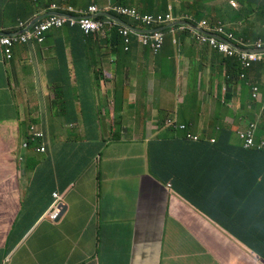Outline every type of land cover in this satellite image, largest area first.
Returning a JSON list of instances; mask_svg holds the SVG:
<instances>
[{"label":"clouds","instance_id":"obj_1","mask_svg":"<svg viewBox=\"0 0 264 264\" xmlns=\"http://www.w3.org/2000/svg\"><path fill=\"white\" fill-rule=\"evenodd\" d=\"M53 1L49 4V0H8V10L19 15L25 10V15L32 16L27 20L19 19V30L15 33L1 28L9 16L0 15L1 65L5 75L0 98L8 106L17 102L15 121L23 132L17 146L20 151L15 153L19 155L16 158L18 171L28 154L51 156L53 144L62 146L50 169L38 171L25 180L30 191L50 192L51 201L41 213L40 221L56 225L65 216L68 201L82 200L88 203L101 199L106 203L107 196L116 190V186L110 183L101 190L98 197L92 196L91 193L102 177L98 165L86 166L85 170L81 167L78 170L68 169L69 161L76 160L74 152L67 146L73 144L71 130L78 125L71 121L84 115L92 126L103 129L113 126L114 133H118L125 115L132 116L133 113L140 117L138 108L141 104L130 97L128 91L121 90V87H125L124 77L136 81L134 90L137 96H141L139 90L144 89V92L150 94L154 89V79L165 85L168 78L174 77L170 65L177 63V60L193 65L199 57H203V62L209 64L205 71L208 84L201 94L200 103H183L181 97L182 106L175 112L166 111L162 118L159 117L160 112H148L142 121L148 122V130L154 135L153 138L174 142L180 139L182 143L206 140L213 144L215 139L212 133L219 128H232L236 136L234 144L243 149L264 151V131H259V125L264 124V114L258 115L254 106L259 104L264 113V0H257L255 4L249 0H228L227 5L235 15L234 19H226L221 13L218 6L222 4V0H208L206 5H200L196 11L184 16L175 14L171 0ZM66 29L77 32L79 40L88 44L84 46V55L90 62L98 65L96 73L91 72L77 78L80 89L87 98L74 97L75 107L71 111H67L66 102L62 101L65 83H54L53 90L45 92L46 96L31 97L26 84L10 67L17 47L34 50L36 46L46 43L50 33L64 32ZM175 32L185 34L184 38L175 37ZM113 33L121 38L122 49L119 53L111 49L106 41ZM169 36L174 38L172 43L176 46L162 54L157 61L144 67L125 60L132 43H136L138 48L149 45L156 52L162 46L164 37ZM117 68L125 69L118 83V76L114 74ZM189 88L186 92L190 97L186 100H191L199 91L197 88L189 93ZM33 98H37L38 102L29 109L27 100ZM45 98H48V102ZM52 98H57L59 105L54 107ZM102 98L106 102L101 101ZM23 101H26L27 106L23 105ZM188 103L195 106H188ZM207 106H211L208 114L205 113ZM237 106L241 109L238 110ZM38 107L41 111L35 112ZM123 107L132 108L136 112L125 114L121 110ZM222 108L227 110L222 116H213ZM239 112L244 113V119ZM247 112L254 113L255 120L246 116ZM164 128L172 130L167 138L160 135ZM177 135L180 137L176 138ZM31 141H36V144L31 145ZM99 142L102 143L99 152L110 143L105 139H100ZM190 155L192 154L183 149V159ZM179 165L182 166L183 163ZM122 170L113 169L106 174L111 175L118 184ZM88 173L93 175V184L87 182ZM171 185L169 179L166 188L170 189ZM176 193L171 189L172 197H179L180 194ZM20 206L18 203V210ZM185 206L193 214L192 218H198L201 222L207 218L187 200ZM110 208L113 216H116V209L112 206ZM160 210L168 215L163 206ZM123 212L121 209L120 217ZM214 220L207 230H203L207 232L202 233L213 248L211 264L213 261L215 264H264V252H256L243 241L246 230L243 233H229L227 224H220L222 219ZM9 236L10 234L0 244V264H42L34 252H30L32 242L29 235H21L10 247ZM21 244H24L22 252H15ZM114 253L118 252H101L91 258H82L75 264H89L93 261L101 264L95 260L101 258L102 254L108 256L107 264H118Z\"/></svg>","mask_w":264,"mask_h":264},{"label":"crops","instance_id":"obj_2","mask_svg":"<svg viewBox=\"0 0 264 264\" xmlns=\"http://www.w3.org/2000/svg\"><path fill=\"white\" fill-rule=\"evenodd\" d=\"M7 1L0 0V15L9 16L1 28L15 33L19 30V19L27 20L32 16L19 15L8 10ZM222 1L218 7L223 16L226 19H234L235 15L227 5L228 0ZM249 1L255 4L257 0ZM171 3L175 14L184 16L196 11L200 5H206L208 0H171ZM74 33L79 38L77 32L69 29L50 33L43 46H36L31 51L17 47L13 62L10 63L12 72L26 84L31 97L46 96L45 92L53 90L54 83H65L62 101L66 102L67 111L74 109V97L87 98L80 89L77 78L91 72L96 73L98 66L85 57L84 46L88 44L77 39ZM1 63L0 51V88L5 81ZM170 66L175 75L168 78L162 91L168 94L167 98L157 99L149 95L146 100H137L134 90L136 81L130 77H124L125 87H121V90L128 91L130 97H134L151 113L177 111L182 106L181 97L183 103H200L201 94L208 84L205 71L209 64L203 62V57H199L193 65L177 60V63L174 62ZM124 73L123 68H117L114 72L118 76L117 83ZM188 87L194 90L198 88L200 91L191 100H186L190 97L186 92ZM169 89H174L175 92L169 94ZM100 100L106 102L103 98ZM153 104L158 111L150 108ZM129 107H123L122 112H136ZM16 115L17 102L8 106L0 98L1 245L8 234L9 247L18 241L21 235L27 234L32 242L30 252H34L42 264H75L82 258H91L101 252H118L114 253L118 264H211L213 248L208 238H204L202 233H194L186 225V221L193 217L185 206L186 198L191 199L190 195L183 190H180V193L176 190L179 187L173 185L170 189L166 188L169 179L165 178L161 171L162 163H168V159L173 161V154L163 151H167L171 145L178 146L174 141L153 138L154 135H151L150 131L144 136V126L148 129V122L135 123L133 116L129 115L123 117L118 133H114L113 126L106 129L92 126L84 115L71 121L78 125L71 130L73 144L67 146L74 152L76 160L69 161L68 169L78 170L81 167L85 170L86 166L98 165L102 173L100 182L103 181L107 187L111 183L116 186V190L107 196L106 203L101 199L88 203L82 200L68 201L65 216L60 223L54 225L39 219L51 201L50 192L30 191L25 180L38 171L50 169L62 146L53 144L51 156L28 154L21 170L18 171L15 153L20 151L17 146L23 132L15 121ZM100 139L110 142L102 152L98 151L102 145ZM141 142H144L145 157L151 172L145 166ZM154 149H157V153L152 160L150 155ZM175 161L180 160L175 158ZM113 169H123L118 184L111 175L106 174ZM86 178L88 184H93L92 174L88 173ZM171 189L175 193L177 191L179 197H172ZM18 203L21 205L19 210ZM110 206L116 209V216H113ZM162 206L168 215L160 210ZM121 209L124 210L122 217L119 216ZM197 223L200 225L202 222L198 219ZM196 229L203 231L199 227ZM153 242H157V247L152 259L150 262L148 259L144 262V252H139L140 244L146 248L147 244ZM23 247L24 244H21L15 252H22ZM107 257L102 254L101 258L95 261L107 264ZM89 264L95 263L93 261Z\"/></svg>","mask_w":264,"mask_h":264},{"label":"trees","instance_id":"obj_3","mask_svg":"<svg viewBox=\"0 0 264 264\" xmlns=\"http://www.w3.org/2000/svg\"><path fill=\"white\" fill-rule=\"evenodd\" d=\"M53 2L49 0V4ZM25 12L23 10L20 15H25ZM173 35L181 39L185 36L180 32ZM173 39L172 36L164 37L156 52L149 45L138 48L136 43H132L125 60L146 67L176 46ZM106 41L111 49L117 53L121 51V38L116 33L110 34ZM226 111L222 108L213 116H222ZM238 114L242 116L244 113ZM245 115L255 120L254 113ZM259 131H264V124L259 125ZM211 135L215 139L213 144L206 140L194 143L176 140L180 145H171L163 151L172 153L173 161L168 159V163H162L161 171L173 186L179 187L176 190L190 195L191 199L185 198L200 212L212 219H222L220 224L226 223L229 233L246 230L243 241L256 252H264V151L243 149L234 144L236 136L232 128H219ZM183 149L192 155L183 159ZM155 153L157 149L152 150L150 159H155ZM175 158L180 161H175ZM197 222L198 218H192L186 221V225L194 233H204L195 230L199 227Z\"/></svg>","mask_w":264,"mask_h":264},{"label":"rangeland","instance_id":"obj_4","mask_svg":"<svg viewBox=\"0 0 264 264\" xmlns=\"http://www.w3.org/2000/svg\"><path fill=\"white\" fill-rule=\"evenodd\" d=\"M153 83H154V89L151 91V93L149 94V92H148V94H147L146 92H144L145 89L144 90H139V92L141 93V96H137V100H140V101L146 100V98L149 95L152 98H157V99L158 98H167L168 94L162 92L164 90V86L165 85L163 83H161L160 81H157L156 79H154ZM188 91H189V93H192L194 90L192 88H189ZM174 92H175L174 89H169L168 90V93L169 94H173ZM52 100H53L52 102H53V106L54 107H56L57 105H59V100L57 98H52ZM45 101L48 102V98H45ZM25 102L26 101H23V105L24 106H27L28 105L29 106V109H30L32 106L36 105V103L38 102V99L37 98L36 99L33 98L32 100H27V102L29 103L27 105L25 104ZM257 102H260V101H257ZM260 104H261V102H260ZM187 105L188 106H195V104H193V103H188ZM146 106L149 107L150 104H146ZM155 106L156 105L153 104V105H151L150 108H152L153 110L158 111ZM254 106L257 108L258 115H260L259 113H261V115L264 114L263 112H261L262 109H261V106L259 104H255ZM237 108H238V110L241 109L240 106H237ZM263 108H264V106H263ZM210 110H211V106H207L205 113L208 114ZM40 111H41L40 110V107H38V108L35 109V112H40ZM148 112H150V111L147 108H145L142 105H140L139 108H138V113L140 114V117L137 116L136 114H133L132 113V116H133L132 120L135 123H139L140 124L141 121L147 116V113ZM230 113L231 114L233 113V109H232V112H230ZM18 114H19V107H18ZM165 114H166V111H161L160 114H159V117L162 118ZM227 115L230 116L228 113H227ZM262 122L264 123V118L262 119ZM117 132H119V129L117 130ZM143 132H144L143 134L145 136L146 134H148L149 130L146 129L145 126H144ZM171 132H172L171 129L164 128L162 130V132L160 133V135L162 137L167 138L171 134ZM157 136H159V135H157ZM233 143H236V141L233 140ZM33 144H36V141H31V145H33ZM141 144H142V147H143L142 156L145 159V166L148 168L149 172H151L150 171V164L146 161V157H145V145H144V142H141ZM18 156L19 155H15V158H17ZM106 186L107 185L104 184L103 181H101L98 184V186L91 193L92 196H97L98 197L99 194L101 193V190L105 189ZM214 221L215 220L212 219V218H210V217L205 218L203 220V222L199 225V229L207 230L212 225V222H214ZM148 246H150V249H148ZM156 247H157V242H153L151 244H147V247L146 248L144 247L143 244H140V251L139 252H144L143 257H142L143 260H144V262L147 259H148L149 262L151 261V259H152L151 257L153 256L154 251L156 250Z\"/></svg>","mask_w":264,"mask_h":264},{"label":"bare ground","instance_id":"obj_5","mask_svg":"<svg viewBox=\"0 0 264 264\" xmlns=\"http://www.w3.org/2000/svg\"><path fill=\"white\" fill-rule=\"evenodd\" d=\"M187 15V14H186ZM258 151H260V150H258ZM245 173V172H244ZM247 174V173H246Z\"/></svg>","mask_w":264,"mask_h":264},{"label":"built area","instance_id":"obj_6","mask_svg":"<svg viewBox=\"0 0 264 264\" xmlns=\"http://www.w3.org/2000/svg\"><path fill=\"white\" fill-rule=\"evenodd\" d=\"M143 43H145V42L143 41Z\"/></svg>","mask_w":264,"mask_h":264}]
</instances>
